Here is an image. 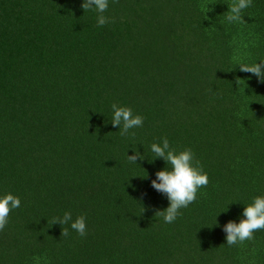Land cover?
<instances>
[{"label":"trees","instance_id":"obj_1","mask_svg":"<svg viewBox=\"0 0 264 264\" xmlns=\"http://www.w3.org/2000/svg\"><path fill=\"white\" fill-rule=\"evenodd\" d=\"M233 2L109 0L98 27L83 0H0V197L21 200L0 264H264V230L232 247L223 231L264 196V83L239 70L264 61V0L229 23ZM113 103L143 127L121 136ZM165 137L210 181L170 224L151 186ZM69 211L85 237L52 226Z\"/></svg>","mask_w":264,"mask_h":264},{"label":"clouds","instance_id":"obj_2","mask_svg":"<svg viewBox=\"0 0 264 264\" xmlns=\"http://www.w3.org/2000/svg\"><path fill=\"white\" fill-rule=\"evenodd\" d=\"M251 5L252 0H235L229 4L226 20L229 23L243 22L242 10ZM81 7L85 12L94 10L97 13L98 27L115 22L114 17L104 15L108 10L109 0H83ZM239 70L255 75L261 83H264V61L255 64H241ZM240 81L241 79L237 77V85ZM111 107L113 110L112 126L119 127L121 136H127L131 129L143 127V116L134 115L131 108L121 107L115 103ZM131 135L135 136V132ZM150 150L156 159L162 158L168 165L164 170L156 172V178L151 181V186L157 192L164 194L169 201V206L164 210H157L155 217H162L164 223L170 224L181 215L182 208H187L197 200L198 189L207 187L210 182L209 176L203 171V166L195 158V153L191 148L177 152L170 147L165 137L162 144L153 143ZM144 159V154L139 151H136L135 155H128L131 163ZM20 206V198L11 193L0 197V231L6 228L10 211ZM242 216L244 218L239 223L229 221L223 226V231L226 233V245L229 247L251 240L254 238L255 231L264 230V196L255 197L253 202L244 208ZM57 223L62 225L61 238L69 236L68 228L64 227L69 223L71 229L81 237L87 235L86 218L83 215L73 220L72 213L65 212L62 217H54L51 221L52 226Z\"/></svg>","mask_w":264,"mask_h":264}]
</instances>
